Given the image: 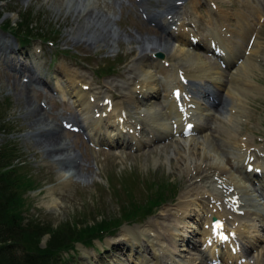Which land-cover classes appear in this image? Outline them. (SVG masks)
<instances>
[{
    "label": "rangeland",
    "instance_id": "rangeland-1",
    "mask_svg": "<svg viewBox=\"0 0 264 264\" xmlns=\"http://www.w3.org/2000/svg\"><path fill=\"white\" fill-rule=\"evenodd\" d=\"M148 1L146 7L148 10H145L143 2L141 5L139 0H0V114L4 115L2 122L7 125V129L13 130L0 132V147L10 141L12 146L17 147L18 158L29 164V175L33 183L32 187L23 194L26 204L22 215L25 218L32 215L49 218L58 224L68 218H75L78 221L90 220L89 223L119 222L127 216L124 215L125 209L130 215L134 213L132 222H120L119 225L114 226L113 234L107 235L104 242L99 239H95L93 245L76 242L80 251L75 260L67 264H140L138 257L142 258V255H146L148 260L150 255H153V250H156V246H153L156 244V240H153L154 236L141 235L146 226H150V223L157 224L156 233L160 234L159 238L168 242L166 237L169 236V227L175 224V219L178 220L177 216L175 218L176 213L182 212L185 208H190L192 216L183 223L182 220H178V223L182 228L180 238L183 236L186 241L190 240L188 244L190 248L187 247V251H178L170 245L172 254L177 253L183 260L197 259L196 264L201 260H203L201 264H217L218 262L212 257L205 260L204 256H201L200 251L205 250L202 244L203 236L200 234L204 226L203 222L216 208L218 213L214 214L221 216L222 221L226 219L229 226L241 220L234 216L235 213L231 211L232 207L229 204L219 203V194L224 193L221 190L223 183L219 186L217 180L220 179L226 184L231 182L230 176H236L237 179L242 177L240 174L242 172L239 170L242 166L239 161L240 156L232 143L227 142L225 126L238 130L235 131L238 137L250 138L253 143H257L256 146L264 143V0H229L228 2L196 0V4H192V0H181L182 4H177L180 0ZM168 3L172 4L170 9H179V22L194 21L193 16L199 18V29L201 34H204L200 38L203 44L206 43L205 34L207 35L210 30H220L221 22L218 16L224 15V10L228 13L232 28L240 27L236 13L241 11L259 32L261 44L255 56L257 65L252 69L254 74L252 73L251 78L261 89L250 92L245 97L246 112L240 115L241 118L238 120L230 119L231 103L228 101L231 99L226 95V90L204 80L206 86L214 91L217 90L222 98H225L223 101L227 100L229 104L226 102L227 105L223 109L204 101L203 107L208 111V115H201L200 118L197 117L198 114L195 115L199 122L207 125L205 133L215 139L214 142L219 149L218 163L225 166L224 172L221 170L223 175L221 172L214 175L215 169L202 170L203 167L197 172L198 169L194 166L196 162L190 163L191 170H187L182 165L177 156V149L185 143L184 139L192 136H168L156 141L152 140L145 146H135L130 143L125 146L110 145L108 142L104 145L96 144L93 138L95 132L90 130L88 125L80 123L83 117L75 97L65 88L63 89L64 85L69 83L67 76L75 75L78 81L81 80L78 85L83 80L88 83L86 90L91 89L95 101L109 94L113 104L124 105L129 111L128 101L134 87V78L137 76L139 79L146 74L145 71H148V74L155 75L159 80L165 78V82L158 80L159 95L148 106L143 103L134 106L131 111L132 116L144 120L156 117L158 123L166 122L171 125L180 123V117L174 116L166 102V94H171V87L168 85V90H163V83L166 85L168 81L172 82L175 79L171 75L159 72L156 65L159 61L163 65L162 62L167 60L165 62L170 61L167 69H170L173 63L180 66L183 63L182 58H185V63H191V59L187 57V54L194 52L188 43L190 38L186 35L183 37L187 41L185 44L170 39V46H164L168 50L166 54L155 50L148 51V55H143L147 50L146 47L142 48L147 45V41H141L140 38L161 36L162 29L159 24L157 22L154 24L146 16L148 17L149 12H161L162 18L166 17ZM252 5L259 7L261 12L256 14ZM218 6L222 8L220 11ZM27 11H29L27 19L30 17L32 19L30 27L35 25L43 27L38 29H42L39 32L45 34L47 43L35 40L22 49L19 48L9 27L6 29L4 25L7 22H10V26L16 25L23 16L21 13ZM173 11L171 10V13ZM259 14L262 16L260 17ZM104 26L110 28L108 35L98 36L95 42L89 40L92 35L96 39V36L103 32ZM188 26L186 25V29ZM95 31L99 33L94 34ZM51 42L54 44L51 45ZM149 45L151 48L152 45L150 43ZM173 48L176 51H173ZM182 50L186 56L180 55ZM200 52L207 65L214 66L216 62L213 56L207 50ZM153 53L154 55L162 53L163 56L155 60L151 56ZM121 61L122 64L118 63ZM13 63L15 68L12 66ZM113 65L114 70L110 72L108 67ZM212 71L215 75L226 79L225 75L223 77V74L218 73L216 69ZM32 73L38 74L43 82H32L30 79ZM25 82L30 83V88L24 86ZM6 102H9L10 106H7ZM99 102L104 103L103 100ZM37 117H43L51 123V126L58 127L57 130L51 129L49 132L55 130V134L59 136L58 142L64 145V148H60V151L64 150L62 155L55 157V153L47 154L46 144L40 142L44 139L41 136L43 126L37 124ZM70 123L82 124L85 130L71 129L67 126ZM141 127L144 130L146 128L145 138L151 139L148 125L143 123ZM203 134L199 131L194 136L201 139ZM58 157H66V159L56 160ZM166 182L174 184L179 189L178 195L175 198L170 197L169 201L162 203L145 219V210L154 207V205L149 206L151 201L148 200V196H152L153 191ZM252 185L250 188L256 192H254L256 195L264 194L259 183ZM207 195L214 196L213 201L209 199L208 208L210 201L211 207H215L208 216V208L206 212L202 209V212L200 207L193 203L194 200L200 203V199L203 196L206 198ZM247 204L249 209L257 210L249 201ZM222 206L224 208L226 206V210ZM260 211L261 216L254 219L257 226L255 227L256 243L252 245L244 240L247 246L246 253L238 254L242 255V259L237 262L228 260L223 255L224 259L220 264H264L262 259L264 210L260 208ZM132 230L139 232L136 239L122 236L124 231ZM49 237L50 234L44 236L40 242L41 247L46 245ZM157 253L163 256L164 261L172 259L171 263L175 264L170 252L168 254L162 249ZM63 255L68 254L65 252Z\"/></svg>",
    "mask_w": 264,
    "mask_h": 264
},
{
    "label": "bare ground",
    "instance_id": "bare-ground-1",
    "mask_svg": "<svg viewBox=\"0 0 264 264\" xmlns=\"http://www.w3.org/2000/svg\"><path fill=\"white\" fill-rule=\"evenodd\" d=\"M216 1H224V2L227 1L228 2L229 0H216ZM142 2L144 4V8L148 7L147 5L149 2L148 0H142ZM191 3L196 4V0H192ZM166 7L167 8L172 7V4L168 3ZM178 7L180 8L179 5ZM220 7L221 6L217 7L219 8V11L222 9V8L220 9ZM252 8L254 9V12L256 14L261 12L259 10V7L257 6L252 5ZM175 9L176 8L170 9V14H172V18H173L171 23L177 24V21L180 19L176 20L175 16L177 15L176 17L178 18V13L180 11L179 9L178 10H175ZM171 10H174V11L171 13ZM223 14H224V11H223ZM236 15L238 17V20L240 21L238 24V26L240 27H238V29H235V28L232 29V27H230L231 26L230 24H225V22L229 18L224 14V15H221V17L218 16L219 20L222 21L221 29L218 31L217 29L213 30L217 32H213L212 30H210V32L208 33L209 34L208 37L209 36L214 37L211 39L215 41V42L213 41L209 42L210 48H211V43H214L215 46H217V48H220L221 50L220 51L221 54L219 55L220 64L216 63V65L214 66L207 65L208 64L207 61L204 58H202L201 52L197 49H194V52L187 54V57L191 59V63H185L184 62L185 58H182L183 63L180 66H177L175 63H173V65L170 66L171 67L170 69H167V66L169 65H165V61L163 65L160 63V61L157 63L158 71L164 75H171L175 77L176 80L180 76H183L184 79L189 78L190 80H192L194 82L193 88L195 89L196 93L201 94V97L208 98L210 96H213L215 98L214 100H216V102L213 104L214 107H217V108L222 107L224 109L227 103L230 102L231 103V107L229 109L230 114L229 113L228 114L230 116V119H234V120H238L239 118H241L240 115L245 113L247 110L245 109V104H244L245 97L250 92H253L255 90L257 91V89L258 90L261 89L260 86L255 83L256 81L251 78L252 73H253L252 69L255 65H257L255 63V60H256L255 56L259 52V48L261 44L259 32L254 26L250 24L248 17L244 16L241 11L240 12L237 11ZM160 16H161V13H158V12L152 14V18L156 20L160 19ZM261 16L262 15H260V17ZM152 18L151 16H149V20L155 21ZM195 19L196 20H194V18L192 19L195 21V24L190 26L191 28L189 32L185 31L186 23L185 21H183L182 22L183 27L179 28L180 34H178L177 36L176 32L169 30V27L167 26V24L170 25V23L169 21H167V18H166V20H164V22H162V25H161L162 34L160 37L159 36L146 37L144 39L143 37H140L141 41H147V45L142 46V48L146 47L145 50H147L145 51V53H143V55H148V51L150 50L149 43L152 45L151 46L152 52L155 51L156 49L166 54L168 50L165 49L164 46L170 44V39H174L178 42H181L182 44H185V42L187 41L183 39V37L185 35L188 37H191V32H193L192 37L194 38H197V36L201 37L202 35L201 31L198 30L195 26V25H198L197 24L198 19L196 17ZM216 25L219 26V24H216ZM222 26L223 27L227 26L226 31H222ZM109 30H110L109 27L104 26L102 30L103 32L101 33L96 32V31L94 32V34L99 33L96 36V39H94V35H92L91 38H89V40H91L92 42H95L98 36L101 37V36H104L105 34L108 35L110 32ZM202 36H204V34ZM188 43H191V42L189 41ZM195 46L199 48L198 45H195ZM250 46L251 48H249ZM173 49H174L173 51H176L175 48ZM180 55L186 56V53H184V51L182 50V54ZM238 60H242V61L238 63ZM225 65L230 66L231 70L230 71L227 70ZM12 66L14 67L15 63H13ZM64 68L67 70V67L65 65H64ZM212 69H216L218 73L224 74L226 79H222L221 76L215 75ZM167 71H169V73ZM145 73L146 74L143 75V77L139 79L137 76L135 78L133 77L135 82L132 80L134 82V87L132 89V94L128 101V104H129L128 112L126 111V107L124 105L112 104L111 100H110L111 105L109 106L107 104L101 105L99 100H103L105 97L110 98L109 94L105 95V97L102 99L96 98L97 99L96 101H92V96L95 97V95L91 94L92 93L91 89L89 91L86 90L87 88L85 87H88L87 85L88 83L83 80V82L78 85V83H80L79 81L81 80L78 81L77 80L78 78L75 77V75L67 76L69 83L64 85L63 89L65 88L69 92V94H73V96L75 97V102L79 105V110L83 117L81 123L82 124L84 123V125L86 126L88 125L90 127L89 129L95 132L93 135V138H94V141H96V144H107L106 142H108L110 145H120V146H125L129 143L131 145L135 144V146L148 144V140L145 138L143 129H140L139 127L140 122L136 123L135 117L132 116L131 114V111L134 106H137L139 103H143L146 106H148L149 103L153 102V100L157 97V95H159L157 88H160L158 87V83L160 80L157 79L155 75L148 74L149 73L148 71L147 72L145 71ZM30 79L32 82L33 81L38 82V83L43 82L42 78L38 74H34V73H32ZM204 80L211 81L214 85H216L217 88H220V89L224 88L227 92L226 95L229 96L231 101L230 100L228 102L227 100L223 101L225 98L223 99L222 96L217 92V90L210 91L209 87L205 85L204 82L206 81ZM24 84H25L24 86H26L27 88H30L31 86L29 82H25ZM163 84H164L163 90L167 91L168 84L166 85L165 83ZM97 96H98V93L96 94V97ZM169 96H171V94H166V102L168 103V107L170 110L173 111L174 116L180 117L181 122L178 124L177 127L172 129V126H170V124H167L166 122L158 123V119L156 117H153V119L145 120L143 122V123L148 122V126H149L148 128L151 131L148 133H153L154 138H161L167 135H174L175 134L174 132H177L179 136H183L186 134L191 135L195 131H201L202 133H204L201 139L192 136L190 138L184 139L185 141L184 144L180 143L182 144V146L180 149H177L178 158L180 159L182 165L185 166V168H187V170H189L192 166L190 163L196 162L194 166L198 169L197 172H199L202 167H203L202 170L215 169L213 174L220 173L221 170L223 171L225 169V166L222 163L221 164L218 163L219 162L218 161L219 149H218V146L214 142L215 139L211 135L205 133L207 125L201 122H193L195 120L194 119L195 113H191V114L189 113V109L191 108V111H194V112L197 111L200 114V116L203 115L204 112L198 110L201 108V106H199L200 102L196 100H191V98L188 97V99L190 100L189 101L185 97L186 102H188V104L185 102H183V104H180L177 99H174V98L169 99L168 98ZM190 104H193V107H191ZM96 112H100V116L96 117L95 116ZM125 113H126V116H125ZM36 121L38 125L43 126L41 136H43L44 139H41L40 142L46 144L47 154L55 153L54 154L55 157L62 155L64 150L60 151V148H64V145L58 142L59 136L55 134L56 133L55 130L54 132H49L51 129L57 130L58 127L51 126V123H48L43 117H39ZM234 124L235 123H233V126ZM189 125L191 127H189ZM225 127H226V130L224 132L228 138L227 142L229 141L230 143H232V145L237 149L240 155L239 161L241 162L243 166L239 167V170L242 172L240 173L242 177L237 179L235 178L236 176L235 177L230 176L231 182L229 183L227 182L229 185H233L235 187V190L230 192L229 190H226L225 188L224 190L225 194L223 195L220 194L221 195L220 200H222V202H226L227 204H229V206H232L234 208L233 209L234 213L237 214L234 216L241 219L238 222L239 224L237 227L241 242L245 240L248 243L254 245L256 243L255 227H257L254 219L261 216L262 212L259 210L260 208L264 210V200H263L264 195L262 194L256 195L255 194L256 192L249 187L248 183L251 184L255 176L260 175V178H258L259 184L264 189V143L259 144L258 146H256V149L251 150V146L257 143H253V141L247 137L245 138L238 137V134L236 135L235 133V131L237 132L238 130H234L233 128H230L227 126ZM196 148H199V150H197ZM226 151H228V149ZM248 154L255 155V156L258 155V159H262L261 160L262 162L260 160H256V158L253 157L254 159L252 160L257 165L256 166L252 162ZM107 155L109 156V154ZM58 159H60L61 161H65L66 157L56 158V160ZM244 164L245 166H250L249 164H252L253 168H261L262 172L258 174L250 173V171L245 169ZM223 172H221V175H223L222 174ZM203 181L205 182V180ZM199 191L201 190L199 189ZM258 191L260 190L258 189ZM235 194H238L241 197L240 198L234 197ZM261 196L263 198H261ZM213 197L214 196L207 195L205 198V196H203L199 201L200 203H197L196 200H194L193 203L197 204L200 207V210L202 212H203L202 209H204V211L206 212L207 211L206 208H208L209 199ZM195 199H197V197H195ZM243 199H245L246 201L245 203H242ZM247 201L252 203V205L255 206L257 210L253 211L249 209L248 208L249 205L247 204ZM187 207H191V206H187ZM213 208L215 207L208 208V213L209 212L211 213V209ZM235 208L237 210H235ZM189 209L185 208L182 210V212L178 211L175 215V218L177 216L178 220H182L181 223L185 222L186 219L192 216L190 214L191 212ZM224 209L226 210V206ZM240 209H243V211H245V214H239L238 211ZM262 215L264 216V213ZM214 216L218 217L217 214H214ZM252 216H257V217L254 218ZM210 218H211V228H210V225H208L207 227L202 226V231H200L201 228L199 229V231L202 232L205 237L206 244L205 242L204 244L206 247L204 248L206 249V251L209 252L208 256L205 257L204 259L206 260L209 257L217 258L219 257V255H221L220 257L224 255L225 258H227L228 260L237 261L243 255L242 248L240 246L239 247L236 246L234 242L235 240L236 243H240L239 238L231 237L229 235L228 226L225 222H222L221 224L222 226L218 228L217 232L213 231V227L214 226L216 227V224H213V217H210ZM210 218H209V221L207 219L205 222H203V225L207 222L210 223ZM248 218H251V219L248 220ZM178 220L175 219V224L169 227V231H168L169 236L168 238L166 237V239L170 243L164 242L163 240H161V238H159L160 234L156 233L157 232L156 227L158 226L157 224L150 223V226L149 225L146 226V228L143 230V234L141 235H145V234L153 235L154 236L153 240L154 239L156 240V244H154L153 246H156V250L152 249L153 255H150L148 260H146L148 258L146 255L144 256L142 255V258L138 257V261L140 262V264H173L171 263L172 259L168 261L167 260L164 261L165 259L164 260L162 259L163 256L159 255L157 251H160L163 249L164 252H167L168 254L170 252L172 254V251L170 250V245H173L174 248L177 249L178 251L179 250L187 251V247L190 248V245H188L190 240L186 241L183 236L182 238H180L182 228L179 226L180 223H178ZM193 228H195V225ZM231 232H235V230H231ZM138 234L139 232L137 230H132L131 232L124 231L122 236L124 237L131 236L133 239H136V237H138ZM151 235H150V238H152ZM220 235H228V236H225V239H227V241L224 243H221V241H219ZM243 250H244L243 253H245L246 248H243ZM240 253L242 255H238ZM172 256H173V260L175 261V264H196L197 263V259L193 258V259L186 260L184 258L183 260V258H180L177 253H173ZM221 259H224V258H221ZM262 259L264 260V257ZM202 261L203 260H201L199 264H201ZM257 262H261V261H257ZM217 264H220V262H218Z\"/></svg>",
    "mask_w": 264,
    "mask_h": 264
},
{
    "label": "trees",
    "instance_id": "trees-1",
    "mask_svg": "<svg viewBox=\"0 0 264 264\" xmlns=\"http://www.w3.org/2000/svg\"><path fill=\"white\" fill-rule=\"evenodd\" d=\"M28 13L29 11L21 13L23 16L16 25L3 23L6 29L9 27L22 46L33 40L47 39L44 33L39 32L42 31L38 29L40 26L30 27L32 19H27ZM113 68L114 65L108 67L109 71ZM6 103L10 106L9 102ZM3 117L1 113L0 132H12L13 130L7 129V125L2 122ZM16 148L10 141L0 147V264H67L75 260L80 251L76 242L93 245L95 239L102 241L107 235L113 234L114 226L120 222L133 221L134 213L130 215L127 209L124 211L127 216L119 222L89 223L90 220L78 221L68 218L55 224L49 218H39L35 215L25 218L22 215L26 204L23 194L32 187L33 179L29 175V164L18 158ZM177 194L178 189L172 183L166 182L165 185L159 186L152 196H148L151 201L149 206L154 207L145 210L144 218ZM46 234H50V237L46 245L41 247L40 242ZM65 252L68 255L64 256Z\"/></svg>",
    "mask_w": 264,
    "mask_h": 264
},
{
    "label": "snow or ice",
    "instance_id": "snow-or-ice-1",
    "mask_svg": "<svg viewBox=\"0 0 264 264\" xmlns=\"http://www.w3.org/2000/svg\"><path fill=\"white\" fill-rule=\"evenodd\" d=\"M189 127H191V126L189 125ZM221 226H222V225H221L219 222H217L216 227L219 228V227H221Z\"/></svg>",
    "mask_w": 264,
    "mask_h": 264
}]
</instances>
